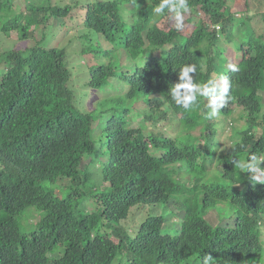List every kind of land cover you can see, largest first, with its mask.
Here are the masks:
<instances>
[{
	"label": "trees",
	"instance_id": "16d2710c",
	"mask_svg": "<svg viewBox=\"0 0 264 264\" xmlns=\"http://www.w3.org/2000/svg\"><path fill=\"white\" fill-rule=\"evenodd\" d=\"M14 2L0 0V33L15 32L22 47L0 57V264H203L205 256L211 264H264V185L237 164L264 155V37L233 34L222 0H188V34L167 9L154 14L161 0L88 3L80 14V42L89 43L80 50L87 57L82 84L101 98L84 113L74 102L65 51L41 45L47 21L73 22L75 8ZM125 2L132 4L130 22L121 14ZM239 25L249 29L244 19ZM118 51L124 64L113 63ZM189 64L196 65V84L221 75L231 83L214 117L205 97L188 110L172 99ZM232 106L243 111V125L230 119ZM136 109L144 113L134 126ZM229 127V145L219 151L217 137ZM167 128L178 133L171 137ZM97 133L103 139L95 141ZM84 159L94 185L83 189ZM61 178L71 184L63 198L46 188ZM135 206L167 211L129 232L121 223ZM29 207L41 213L22 233ZM172 222L180 226L164 225Z\"/></svg>",
	"mask_w": 264,
	"mask_h": 264
},
{
	"label": "rangeland",
	"instance_id": "374dc122",
	"mask_svg": "<svg viewBox=\"0 0 264 264\" xmlns=\"http://www.w3.org/2000/svg\"><path fill=\"white\" fill-rule=\"evenodd\" d=\"M98 0H51V6H69L72 8H75L74 16L79 17V19L76 17L73 22H70L66 19L62 20L63 25L57 22L56 19H49L47 21V26L44 32L43 40L41 41V45L44 48L49 47H56L58 49H63L66 53V62H67V68L70 71L71 74V80L72 85L74 86V94H75V104L78 107V109L82 112H90L95 109L96 103L101 98V94L99 91L89 90L82 84V73H85L84 69V62L87 58L82 53L80 55V50L87 46L86 42H80L82 32L83 30L81 25V18L80 14L82 11L85 10V6L89 3L96 2ZM224 3V11L228 12L230 15L233 16L234 19V26L232 28L233 34H240L242 35V31H245L246 33H251L253 31L257 35H262L264 37V23L261 18V14L264 13V0H222ZM23 4V0H15L14 2V8L21 7ZM132 8L131 2H125L122 6L123 12L121 14L125 15V18H127V21L130 22V16L127 14L128 10ZM15 10V9H14ZM16 12V10H15ZM201 12L198 13V18L202 20L203 17H201ZM244 19L249 29H246V27L239 25V19ZM205 19V18H204ZM160 25V24H159ZM183 28L185 32L188 34L191 30H193V24L188 23L184 18ZM38 33H34L32 36L33 40H37L39 35V31H36ZM95 37H93L91 40H93ZM90 40V41H91ZM82 41V39H81ZM102 47H107V44L100 38ZM22 43H27V41H22ZM21 43H17V35L15 32H11L8 36H2L0 33V57L1 53H3V50L7 49H15V48H22ZM232 48V47H229ZM234 51L228 50L227 56H229V64H235L236 59L233 57ZM238 57V56H236ZM83 59V60H82ZM116 61H119L121 64L125 63V55L123 52H116L113 54V63ZM83 66V67H82ZM84 69V70H83ZM57 81L58 77H56ZM68 85H71L69 82ZM233 112L230 117V119L234 120V125L241 126L245 121L244 120V113L243 111L236 107L232 106ZM136 112L141 115L136 120L134 119L133 125L136 126L140 121H142L144 110L136 109ZM241 117V118H240ZM240 118V119H239ZM231 121V120H229ZM162 126L164 123L161 124ZM166 130L167 134H169L171 137L178 133V131H173L170 128H167ZM232 130L227 128L223 133H220L217 137L218 144L220 145L219 151H221L223 148L227 147L229 145V137L232 134ZM194 135L198 136L199 131L194 130L192 132ZM101 133H97L93 136L95 141H98L99 139H103ZM87 159L82 160L81 164V181L82 185L81 188H87L88 185H90L89 179H86V174L82 171L83 169L87 170ZM91 170V169H90ZM186 178L184 177V180ZM91 182V181H90ZM93 182H99V179H93ZM70 182L67 179L61 178L58 180L55 184H49L47 185V189L49 191H53L59 198H63L67 195L68 192H70ZM91 185H94L91 182ZM105 185L102 184L98 188V190L103 191ZM135 206L131 209L130 214L128 218L121 223V226L125 229H127L129 232L131 230L133 231L134 228L142 222L147 216L149 215H165L167 210L160 209V210H153L150 206H145L143 208ZM41 211L36 209L35 207H29L23 214L20 222L19 230L22 233H28L30 232L34 227L35 223L38 221V217L40 215ZM174 219L179 221L180 214L177 215L176 212L172 215ZM214 217V213H211L208 217V219H212ZM171 226L174 230L177 229L180 225L175 222L166 223L164 225ZM176 225V226H174ZM62 248L61 245L57 246L56 250H60ZM59 251H57L58 253ZM55 255V252L54 254ZM52 256V255H51ZM118 263V258L115 260L113 264ZM187 264H193V258L189 259Z\"/></svg>",
	"mask_w": 264,
	"mask_h": 264
},
{
	"label": "clouds",
	"instance_id": "9594fccd",
	"mask_svg": "<svg viewBox=\"0 0 264 264\" xmlns=\"http://www.w3.org/2000/svg\"><path fill=\"white\" fill-rule=\"evenodd\" d=\"M165 9L172 14L176 29L182 30L185 15L191 11L188 0H161L159 5L154 7L153 12L155 15H162ZM215 27L219 28V25ZM228 67L231 71H237L233 65ZM195 72L196 65L193 64L185 65L180 69L179 83L171 89L172 99L178 106L188 110L197 103L198 96L205 97L208 101L207 107L211 109L208 116L214 117L227 104L231 83L226 75H221L216 81H209L203 85L196 84L190 75ZM237 164L247 170L251 182L264 185V169L261 168V164H264V155L258 158L256 154H252L247 162L238 161ZM212 261L210 256L203 258V264H211Z\"/></svg>",
	"mask_w": 264,
	"mask_h": 264
}]
</instances>
